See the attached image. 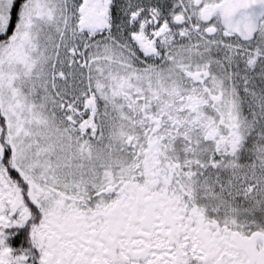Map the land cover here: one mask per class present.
<instances>
[{
    "label": "snow or ice",
    "instance_id": "1",
    "mask_svg": "<svg viewBox=\"0 0 264 264\" xmlns=\"http://www.w3.org/2000/svg\"><path fill=\"white\" fill-rule=\"evenodd\" d=\"M0 264H264V0H0Z\"/></svg>",
    "mask_w": 264,
    "mask_h": 264
}]
</instances>
